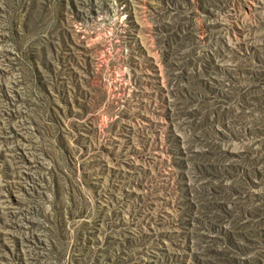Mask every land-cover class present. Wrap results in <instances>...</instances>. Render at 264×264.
Here are the masks:
<instances>
[{
    "label": "rangeland",
    "instance_id": "rangeland-1",
    "mask_svg": "<svg viewBox=\"0 0 264 264\" xmlns=\"http://www.w3.org/2000/svg\"><path fill=\"white\" fill-rule=\"evenodd\" d=\"M253 1L0 0V264H264Z\"/></svg>",
    "mask_w": 264,
    "mask_h": 264
},
{
    "label": "bare ground",
    "instance_id": "bare-ground-1",
    "mask_svg": "<svg viewBox=\"0 0 264 264\" xmlns=\"http://www.w3.org/2000/svg\"><path fill=\"white\" fill-rule=\"evenodd\" d=\"M131 1L135 8L146 7L145 0ZM260 2V0L255 1V3L253 1L255 6H260ZM209 24V29L215 37L221 36L228 39V41H226L229 43L228 45L230 48L237 47L240 45L241 41H244L243 39L246 38L252 41H257L258 43V40L262 39V36L264 37V10L251 20H242V22H239L234 11L220 8L213 13Z\"/></svg>",
    "mask_w": 264,
    "mask_h": 264
}]
</instances>
